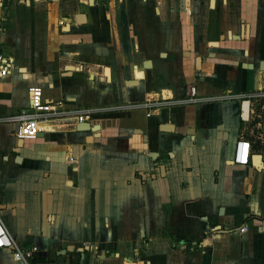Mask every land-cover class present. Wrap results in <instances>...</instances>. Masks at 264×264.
<instances>
[{
  "label": "crops",
  "instance_id": "0c3cea01",
  "mask_svg": "<svg viewBox=\"0 0 264 264\" xmlns=\"http://www.w3.org/2000/svg\"><path fill=\"white\" fill-rule=\"evenodd\" d=\"M6 1L0 222L37 250L0 249V264H264V169L247 172L264 155V0ZM28 86L90 109L98 135L67 111L13 152Z\"/></svg>",
  "mask_w": 264,
  "mask_h": 264
},
{
  "label": "built area",
  "instance_id": "2783aa9c",
  "mask_svg": "<svg viewBox=\"0 0 264 264\" xmlns=\"http://www.w3.org/2000/svg\"><path fill=\"white\" fill-rule=\"evenodd\" d=\"M97 1V0H96ZM13 69V59L9 56H5L0 53V79L5 77ZM28 94V105L19 109L14 115L11 116L13 121L17 122L15 130V137L20 139H32L39 131L38 120H46L52 114H64L68 110L60 111V102L57 101H44L41 95V88L39 86H28L26 88ZM190 98L194 97V87L189 86L187 88ZM264 96V91L260 93ZM146 105V104H144ZM247 113V106L244 105V101L240 103L238 114L240 117H244ZM67 114L73 116V121L70 125H75L78 122L87 121L90 116V109H71ZM249 156V148L247 142L236 141L232 153V162L239 165L246 164ZM245 226L239 227V231H244ZM0 249H11L12 257L15 260L26 263L36 252L37 247L35 245L29 246H17L13 243L6 229L0 222Z\"/></svg>",
  "mask_w": 264,
  "mask_h": 264
},
{
  "label": "water",
  "instance_id": "95a60500",
  "mask_svg": "<svg viewBox=\"0 0 264 264\" xmlns=\"http://www.w3.org/2000/svg\"><path fill=\"white\" fill-rule=\"evenodd\" d=\"M210 2H212V0H210ZM233 38H238L237 35H233ZM219 39H222V35L219 37ZM207 45L209 46H216L217 45V42L216 41H209L207 43ZM186 54V53H185ZM142 65L144 67H148L149 66V61L148 60H145ZM200 67V57L199 56H196L194 58V68L196 70H198ZM107 67H104V77H105V80H107V77H108V74H107ZM126 85H129V84H135L136 83V80L135 79H127L125 82H124ZM99 128L98 125H90L88 122L86 121H83V122H78L74 125V129L76 131H85V130H89V131H92V132H95L93 134H95L96 136L98 135V133L96 132V130ZM159 128H163L165 129L166 131H172L173 127L171 124H167V125H162L161 127ZM38 134V133H37ZM36 134V135H37ZM22 145V139L20 138H17L16 140V143H15V146L12 148V151L13 152H16L17 148L20 147ZM263 149H264V146H263ZM158 169H159V174L162 176L164 175V165L162 164H159L158 165ZM262 169H264V155H261V154H252L250 155L249 157V166L247 167V172H248V175L251 176V172L252 170H255V171H261ZM84 250H87L88 247H83ZM59 253H63L64 250L61 249L60 251H58ZM100 254L103 255L104 254V251H100Z\"/></svg>",
  "mask_w": 264,
  "mask_h": 264
},
{
  "label": "trees",
  "instance_id": "16d2710c",
  "mask_svg": "<svg viewBox=\"0 0 264 264\" xmlns=\"http://www.w3.org/2000/svg\"><path fill=\"white\" fill-rule=\"evenodd\" d=\"M2 3H3L4 5H6V4H7V1H6V0H2Z\"/></svg>",
  "mask_w": 264,
  "mask_h": 264
},
{
  "label": "bare ground",
  "instance_id": "6f19581e",
  "mask_svg": "<svg viewBox=\"0 0 264 264\" xmlns=\"http://www.w3.org/2000/svg\"><path fill=\"white\" fill-rule=\"evenodd\" d=\"M244 105H245V103H244Z\"/></svg>",
  "mask_w": 264,
  "mask_h": 264
}]
</instances>
